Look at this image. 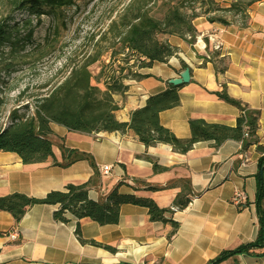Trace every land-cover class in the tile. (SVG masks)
Wrapping results in <instances>:
<instances>
[{
	"label": "crops",
	"instance_id": "1",
	"mask_svg": "<svg viewBox=\"0 0 264 264\" xmlns=\"http://www.w3.org/2000/svg\"><path fill=\"white\" fill-rule=\"evenodd\" d=\"M247 26H222L199 17L193 20L196 36L192 45L176 36L162 40L177 48V55L166 63H153L138 71L147 75L139 81L126 80L128 89L112 96L119 110L117 120L128 122L130 113L144 106L148 96L165 89L167 81L177 78L181 62L189 68V82L179 90L177 107L159 113L160 124L177 138L189 137V119L234 126L238 110L220 100L214 92L225 87L226 93L249 108L258 111L257 135L264 145V1L248 9ZM208 49L220 45L227 57V69L215 74L212 63L204 62ZM52 140L70 149L90 154L99 171V188H91L88 198L97 200L117 183L120 193H133L152 199L160 208L171 205L179 188L162 191L133 192L132 179L163 186L175 179H188L192 197L182 210L172 214L178 228L150 222L147 210L134 205L119 209L115 225L100 226L88 219L80 220L82 238L109 246L113 252L81 244L74 235L76 220L67 215L66 224L53 220L57 206L34 205L26 210L18 224L6 212H0V264H205L221 251L254 240L257 224L254 209L258 154L255 146L241 151V144L226 141L218 148L200 142L185 154L175 153L170 146L145 147L132 132L93 135L69 132L50 124ZM60 161V151L52 148ZM156 160L166 170L154 173L143 156ZM109 167L106 175L100 169ZM93 171L85 161L68 167L52 166L48 160L40 164H22L16 154L0 151V197L20 193L41 198L50 191H62L67 185L88 181ZM126 182V184H125ZM235 190L243 192L241 206L231 203ZM221 264H264V257L240 256Z\"/></svg>",
	"mask_w": 264,
	"mask_h": 264
},
{
	"label": "trees",
	"instance_id": "2",
	"mask_svg": "<svg viewBox=\"0 0 264 264\" xmlns=\"http://www.w3.org/2000/svg\"><path fill=\"white\" fill-rule=\"evenodd\" d=\"M78 1L80 0H26L12 2V6L14 9L26 8L39 18L45 12L44 9L53 12L72 7ZM260 1L264 0H230L226 6H221L216 0H129L108 25L102 39L108 42L105 49H97L99 43L95 42V49L83 55L81 59L73 61L67 74L49 87L33 105L26 103L11 109L7 113L8 124L0 127V151L16 154L22 164H40L49 160L52 166L65 168L75 162L85 161L92 169L93 175L83 184L67 185L64 190L50 191L41 198L20 193L0 197V212L8 213L14 223L18 224L26 210L34 205L57 206L52 213L53 220L66 224L69 222L66 216H72L76 220L74 235L81 244L113 252L114 249L109 246L83 239L79 222L88 219L100 226L115 225L119 220L120 207L134 205L147 210L150 222L169 225L172 228L169 238L178 228V223L172 220V214L184 209L191 198L198 195L191 189L188 179L171 180L163 186L151 185L138 179L131 180L132 184L128 186L133 192L179 188L167 208L158 207L150 198L139 197L133 193H120L118 189L122 182L117 183L107 193H99L97 200H91L88 198V191L91 188H99L100 177L93 157L88 153L56 144L52 140L50 124L85 135L132 132L136 140L146 148L163 144L179 154H185L196 143L210 142L216 149L231 140L241 144L242 152L254 145L258 154L253 201L257 232L253 241L223 250L205 264H221L244 255L264 257V145L260 143L257 135L258 111L230 97L223 86L213 94L218 100L238 110L235 125L230 127L206 123L202 119H189V137L182 139L163 127L158 119L160 112L179 105L181 86L167 83L164 90L148 96L143 107L133 110L128 122L117 120L115 113L119 107L112 98L113 95L123 94L128 89L124 84L126 80L139 81L147 77L138 73L139 70L149 68L153 63H166L170 57L177 55V48L166 41L157 40L158 36H176L192 45L196 36L192 22L199 17L210 24L216 23L225 27L237 25L244 28L249 20V7ZM151 6L156 7L152 14ZM18 34L17 28L7 31L0 24V52L5 45H9L11 51L18 45L19 48H24V44L15 38ZM30 38L29 31L26 41H30ZM205 42L207 52L203 57L204 62L212 63L215 74L224 73L227 69V57L221 55L220 51L208 49V43ZM109 50V62L103 64L93 76L88 68ZM116 56H120V62L117 67H113ZM131 58L133 63H130ZM181 68H186L182 62ZM100 80L101 87L95 84ZM4 103L0 97V110ZM54 145L60 151V161L54 157ZM143 157L151 163L154 173L166 170L157 165L153 158L145 155ZM5 234L0 232V237Z\"/></svg>",
	"mask_w": 264,
	"mask_h": 264
},
{
	"label": "rangeland",
	"instance_id": "3",
	"mask_svg": "<svg viewBox=\"0 0 264 264\" xmlns=\"http://www.w3.org/2000/svg\"><path fill=\"white\" fill-rule=\"evenodd\" d=\"M25 1L0 0V24L7 31L17 28L19 34L15 38L24 44V48L18 45L13 51L9 45L1 48L0 97L5 103L0 110V127L8 124L7 113L11 109L26 103L33 105L67 74L73 61L95 49V42L99 43L97 49H105L108 42L102 39L108 25L129 0H80L61 10L48 12L44 9L39 18L26 8L14 9L12 6V2ZM216 1L226 6L230 0ZM151 7L152 14L156 7ZM29 31L31 38L27 42ZM162 37L158 36L157 40ZM109 56L110 50L88 68L93 76L109 62ZM119 62L120 56H116L113 67ZM130 63H133L132 58ZM95 84L101 87V80ZM21 92L23 94L19 96Z\"/></svg>",
	"mask_w": 264,
	"mask_h": 264
},
{
	"label": "built area",
	"instance_id": "4",
	"mask_svg": "<svg viewBox=\"0 0 264 264\" xmlns=\"http://www.w3.org/2000/svg\"><path fill=\"white\" fill-rule=\"evenodd\" d=\"M213 51H220V45L219 44H215L212 48ZM109 171V167L104 166L100 169V172L102 175H106ZM245 202V196L243 194V192L239 191V190H235L232 198H231V203L236 205V206H241L243 205V203Z\"/></svg>",
	"mask_w": 264,
	"mask_h": 264
},
{
	"label": "water",
	"instance_id": "5",
	"mask_svg": "<svg viewBox=\"0 0 264 264\" xmlns=\"http://www.w3.org/2000/svg\"><path fill=\"white\" fill-rule=\"evenodd\" d=\"M189 79H190L189 68L186 67L179 72L177 78L170 79L167 81V83L172 86H182L183 84L188 83Z\"/></svg>",
	"mask_w": 264,
	"mask_h": 264
}]
</instances>
